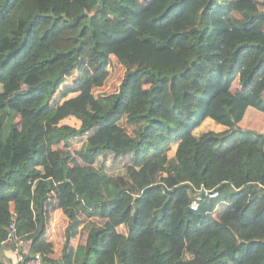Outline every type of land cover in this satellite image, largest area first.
Returning <instances> with one entry per match:
<instances>
[{"label": "trees", "instance_id": "16d2710c", "mask_svg": "<svg viewBox=\"0 0 264 264\" xmlns=\"http://www.w3.org/2000/svg\"><path fill=\"white\" fill-rule=\"evenodd\" d=\"M263 2L168 0L144 22L157 0H0V244L22 239L24 258L40 253L41 264H264V133L239 125L246 106L264 112ZM100 35L127 47L117 91L51 106L66 72L102 59ZM197 59L211 65L198 91L173 89L166 109L165 84ZM208 117L227 129L195 135ZM123 120L133 130L123 141L83 139ZM76 140L80 163L66 166ZM53 189L68 229L78 203L103 220L59 258L42 240Z\"/></svg>", "mask_w": 264, "mask_h": 264}, {"label": "rangeland", "instance_id": "374dc122", "mask_svg": "<svg viewBox=\"0 0 264 264\" xmlns=\"http://www.w3.org/2000/svg\"><path fill=\"white\" fill-rule=\"evenodd\" d=\"M167 1L168 0H157V5L153 9L146 11L142 15V20L146 22L149 19V17L157 13L159 9L166 4ZM191 5L192 4H189L186 9L184 6L180 11L181 13L180 24L183 27L190 20ZM258 6L259 8L264 9V2L258 4ZM99 39H100L101 47L104 50V55L102 59L99 62H91L88 59L80 60L72 70L66 72L59 82L56 92L54 93L53 100L49 103L51 106L55 105L57 102L63 101L65 98L72 97L75 95H79L84 100H89L91 97L97 95L109 94L117 91L119 83L123 77L125 70L124 66L121 64L120 54H123L127 47L125 45L123 46L112 43L111 40H109L104 36H102V38ZM161 58L163 59L162 63L165 65H170L172 63H175L177 60L172 55V53H165L163 56H161ZM210 67L211 65L209 62H204L202 60L197 59L192 64L190 69H188V71H186L183 75L180 76L181 78H178L177 81L176 79H173L172 82L171 81L167 82L163 89V93H164L163 100H164L165 108L169 109V107H171L172 105V101H171L172 96L169 92L172 91L173 89L181 90L179 86H182L183 90L188 89L189 92H191V94L196 93L198 91V87L200 81L202 80V77L210 71ZM231 91L237 96L243 95V91L238 86L237 80L232 83ZM192 98L193 95H188L187 97L189 101ZM14 119L19 120L18 114L16 113L14 114ZM64 121L74 126H79L80 124L79 120H76L73 117H67L64 119ZM120 123L122 124L118 125L113 129L100 130V131H97L96 128L92 129L83 136V139L90 140L95 137H98V140L101 141L106 139L107 137H110V139L113 142H115L117 138H120L123 141V135L121 134L122 133L121 129H124L129 134H132L133 130L130 126L126 124L124 120ZM239 123L243 128L252 129L264 133V112H261L260 110L252 106H246V110L243 115V118ZM7 126L8 123H6V127ZM225 129H227L226 126H223L222 124L217 123L213 118L208 117L194 130V134L200 136L205 131L212 130L215 132H221ZM80 143H81L80 140H76L71 144L70 146L71 155L66 159L64 165L66 166L78 165L77 164L78 159H76L75 152L78 150ZM175 147L176 145H173V148L171 149L170 153H173L175 151ZM57 148L60 152L64 151L65 149V147H63L62 145H59ZM48 184L53 185L52 182L50 183L48 182ZM52 192L53 193L55 192V194H53ZM52 192H50V195L47 201L45 202V206L47 204V209L50 210L51 212L52 209H50V207L52 205L50 201L53 200L55 202V195L57 193L56 189H53ZM81 205L82 203L76 206L75 209L76 216L79 219V223H80L76 228H72V229L67 228V221L64 218V214H63L64 212L60 207H56L57 210L51 213V217L53 218L49 219V224L53 225V229H56V231L59 230L58 233L60 234L59 238L56 239L58 242V245H55L56 247L60 248L62 246L65 232H67L66 236H68V234L78 233L81 239L79 243H82L84 238L87 236L90 227L92 225L101 224L103 222V220L99 217H89L87 208L84 207L83 209ZM56 218H58V220H55ZM63 219L65 220L64 222ZM215 222H216V216L212 214L210 223L208 225L209 226L214 225ZM117 229L122 233L126 232L124 226L122 225L118 226ZM48 231H49L48 233L51 232V230L49 229ZM68 243L71 246L69 241ZM7 245L10 244L7 243ZM7 245L5 247H7ZM185 256H188V254H185ZM5 262L6 264H16V260H11V259L10 260L6 259Z\"/></svg>", "mask_w": 264, "mask_h": 264}, {"label": "crops", "instance_id": "0c3cea01", "mask_svg": "<svg viewBox=\"0 0 264 264\" xmlns=\"http://www.w3.org/2000/svg\"><path fill=\"white\" fill-rule=\"evenodd\" d=\"M239 125H241V124L239 123ZM79 163L80 162L78 161L77 164H79ZM181 172H182L181 170L178 171L179 174ZM48 182L50 183V181L48 179H45L43 181V183L46 184V185L48 184ZM57 198H58V194L56 193V195H55V204H56V206L52 210V212L53 211L55 212V210L57 209L56 208L57 207V200H58ZM79 204H81V203H78V205ZM81 206L84 209V206L83 205H81ZM45 208H46L45 209L46 225H45L44 233L42 234V240H44L47 243V246H46V249H45V253L48 256L52 257V258H59V257H61V255L63 254V251H64V246H65L64 244H65L66 238L70 242L71 246H73V247H77V246L83 247L84 244H85V238L86 237L84 238V240H83L82 243H79L81 239H80V236L78 235V233L77 234L76 233H74V234H68V236H66L67 232H65V234H64V241L62 242V246L60 248H58V247L55 246V245H58V242H57L56 239L59 238L60 234L58 233V231H56V229H53V225H50L49 224V219H52L53 218V217H51V213L52 212L47 209V204H46ZM64 218L67 221V218H66L65 214H64ZM64 221L65 220L63 219V222ZM48 229L51 230V232H53V233H51V232L48 233L49 232ZM64 231H65V229H64ZM125 231H126V229H125ZM6 245H7V242L6 243L3 242V243L0 244V256H2V259H4V260L5 259H7V260H10V259L11 260H15L14 257H13L14 256L13 255V250H12L13 248L9 247V245H7V247H5Z\"/></svg>", "mask_w": 264, "mask_h": 264}, {"label": "built area", "instance_id": "2783aa9c", "mask_svg": "<svg viewBox=\"0 0 264 264\" xmlns=\"http://www.w3.org/2000/svg\"><path fill=\"white\" fill-rule=\"evenodd\" d=\"M207 193H208L207 190H202L197 195H195L190 203V208L192 210H196L198 208L200 198L202 197L203 194H207ZM216 194H217L216 192H212L209 195L214 196ZM11 227H12V224H11ZM23 244L24 243L22 239H15L13 255H14V259L16 260V264H20L22 263V261H25L26 264H41V254L40 253H36L33 257L29 259L24 258V252L21 249Z\"/></svg>", "mask_w": 264, "mask_h": 264}]
</instances>
